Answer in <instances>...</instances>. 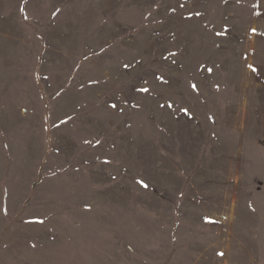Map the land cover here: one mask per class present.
Here are the masks:
<instances>
[{
    "label": "rangeland",
    "instance_id": "rangeland-1",
    "mask_svg": "<svg viewBox=\"0 0 264 264\" xmlns=\"http://www.w3.org/2000/svg\"><path fill=\"white\" fill-rule=\"evenodd\" d=\"M0 264H264V0H0Z\"/></svg>",
    "mask_w": 264,
    "mask_h": 264
},
{
    "label": "snow or ice",
    "instance_id": "snow-or-ice-1",
    "mask_svg": "<svg viewBox=\"0 0 264 264\" xmlns=\"http://www.w3.org/2000/svg\"><path fill=\"white\" fill-rule=\"evenodd\" d=\"M193 87L195 88V85H193ZM143 91H145V92H147L148 91V89H142ZM113 107H115V105H113ZM185 111H187V110H185ZM140 183L144 186V187H147V185L146 184H144V182L143 181H140ZM221 255H223V253H221Z\"/></svg>",
    "mask_w": 264,
    "mask_h": 264
}]
</instances>
